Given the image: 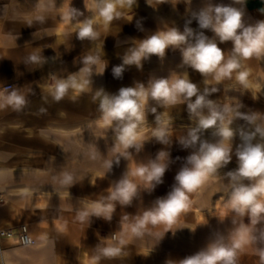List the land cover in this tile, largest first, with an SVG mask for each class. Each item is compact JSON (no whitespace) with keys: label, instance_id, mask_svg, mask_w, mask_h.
<instances>
[{"label":"crops","instance_id":"1","mask_svg":"<svg viewBox=\"0 0 264 264\" xmlns=\"http://www.w3.org/2000/svg\"><path fill=\"white\" fill-rule=\"evenodd\" d=\"M71 7L84 14L80 20L90 18L89 0H0V231L15 233L24 225L34 239L33 245L20 246L16 235H0V264L179 261L171 254L184 251L181 248H203L195 240L182 243L181 226L172 231L148 221L137 235L133 231L137 215L124 217L105 209L103 215L110 220L96 217L97 208L54 192L68 188L59 173L76 171L75 142L90 138L78 128L86 129L103 116L95 92L116 91L108 80L106 31L99 25L94 40L78 39L82 24L71 18ZM243 9L261 12L264 0H245ZM32 55L43 56L44 62H30ZM88 56L94 64L82 63ZM251 62L252 58L241 60L249 77ZM70 75L82 87L70 88L55 102L56 80ZM87 80L90 83H83ZM6 85L11 88L4 90ZM13 89L27 101L19 109L7 103ZM84 213L87 216L81 219ZM105 248L119 251L108 257Z\"/></svg>","mask_w":264,"mask_h":264},{"label":"rangeland","instance_id":"2","mask_svg":"<svg viewBox=\"0 0 264 264\" xmlns=\"http://www.w3.org/2000/svg\"><path fill=\"white\" fill-rule=\"evenodd\" d=\"M204 2L205 0H191L189 6L184 0L177 3L176 0H166L163 3L161 0H136L130 9L124 0L123 4L117 5V15L109 23L99 15L96 0H89L90 8L86 11L93 20V29L97 30L101 25V29L106 31L108 80L111 79L112 88L116 89L113 95H118L121 88L135 86L139 88L138 84L145 85L148 98L141 99L145 119L137 123L135 139L131 145L118 140L113 131L114 124L103 116L96 122L92 120L90 127L86 129L78 128L77 131L80 133H90V138L75 142L74 152L79 153L73 167L76 171L59 173V179L63 180L68 188L54 192L74 196L83 204L107 209L112 213L117 212L124 217L135 214L139 221L143 218L144 212L152 208L158 199L167 197L176 184L177 173L187 163L186 158L197 150L191 147L184 148L179 142V139L187 135L189 128L196 126V122L189 117L187 101L176 105H164L162 102L152 100L149 82L153 79L169 78L170 82H174L178 75L187 74L189 79L197 84L201 94L207 88L209 98L218 104L228 107L239 104L240 112L264 115V58L252 57L249 65L252 76L249 77L247 74L243 82L238 79L239 72H244L243 66L237 72H233L230 78L218 82L213 76L205 78L184 65L180 50L170 47L163 58L152 55L142 61L140 68L125 65L122 76L114 77L113 68L122 65L124 55L134 46V42L138 44L159 30L176 27L183 31L187 24L195 32L203 31L210 39L214 38V33L210 30H201L191 15L192 12L198 11ZM212 3L241 7L239 4H233V0H212ZM244 20L246 24L264 20V10L250 13L245 11ZM189 21L191 22L188 23ZM217 43L225 51L226 57L229 56L231 42L219 43L217 40ZM247 80L250 81L253 90L247 87ZM213 88L218 91L212 92ZM152 109H155V112ZM231 127L236 135L232 141L233 153L230 163L206 177L204 183L194 191L188 192L186 207L183 210L173 213L170 220L166 219L159 223L170 227L172 231L181 226L179 229L183 231L179 236L182 243L186 241L187 244H194L195 240L203 248L216 232L223 233L230 243L234 239L240 245L236 250V264H261L258 246L250 241L252 231L250 221L247 216H238L228 203V179L225 177L228 171L238 166L235 148L241 142L239 130L241 128L250 130L252 126L245 120L237 118L233 120ZM159 131L164 132L163 143L156 139ZM212 131L205 130L202 139L216 142L219 138L214 137ZM223 146L229 147L230 142L223 141ZM154 161L167 164V168L162 182L152 187L154 182L148 181L147 176ZM142 168L147 169L143 174L140 172ZM67 176L72 177L71 183L66 182ZM123 178L136 189V194L129 205H123L119 199L112 198L117 183ZM203 248H196L195 251L194 248H181L184 251L172 253L171 256L174 260H181Z\"/></svg>","mask_w":264,"mask_h":264},{"label":"clouds","instance_id":"3","mask_svg":"<svg viewBox=\"0 0 264 264\" xmlns=\"http://www.w3.org/2000/svg\"><path fill=\"white\" fill-rule=\"evenodd\" d=\"M166 0H161V3ZM179 0H176V3ZM191 5V0H184ZM124 0H96V8L105 22H111L117 15L118 4ZM127 6L132 9L136 0H126ZM232 5L214 4L212 0H205L203 6L192 12L201 30H210L214 38L207 37L203 31L195 32L191 27H184L180 31L176 27H168L167 30H159L142 41L134 42V46L124 55L122 65L113 68L116 78L122 76L125 65L142 67V61L152 55L163 58L168 48L179 49L182 55V63L199 72L203 77L213 76L216 81L230 78L233 72L241 68V60L252 57L264 58V20L254 23H245L243 5L245 0H233ZM84 14L71 7L70 16L78 20L80 27L77 38L80 40H94L96 33L93 29V20L79 17ZM189 21L188 23H190ZM231 42L230 55L226 57L225 51L217 43ZM32 63L42 64L43 56L32 55L29 57ZM83 64H94L93 57H85ZM91 74V69H87ZM102 73V72H101ZM247 73L239 72L238 79L243 82ZM90 76V75H89ZM243 77V79H241ZM83 83H90V80ZM150 84V97L152 100L162 102L164 105H176L187 101V110L190 119L196 122L195 127L187 131V135L179 139L184 148L197 149L190 154L187 163L177 173L176 184L166 198L158 199L154 206L144 212L143 218L138 222L133 231L139 235L140 229L150 221L152 224L171 219L173 213H177L186 207L187 193L201 186L206 177L215 174L220 168L225 167L232 159V141L236 132L231 127L234 119H243L249 125L250 130H239L240 143L235 148L237 168L228 171L225 177L228 179V203L231 209L240 217L247 216L252 226L250 241L258 246L261 264H264V115L260 113L246 114L239 111L240 105L228 107L222 106L209 98V90L206 88L201 94L196 83H193L187 74L178 75L174 82L169 78L153 79ZM135 87L121 88L118 95H109L102 89L95 92V98L99 100V110L103 117L114 124V133L119 141L131 145L135 139L137 123L145 119L142 111L141 99L147 100L148 92L145 85L138 84ZM82 87L78 84L74 75L66 79H57L53 99L60 102L70 88ZM217 92L218 89H211ZM7 103L19 109L27 101L24 96L12 90ZM155 112V109H152ZM159 117H157V120ZM212 129V135L218 137L216 142L202 139L205 130ZM156 139L164 142V132L159 131ZM229 141L230 146L224 147L223 141ZM198 146V148H197ZM112 166V165H111ZM110 166V167H111ZM167 164H159L155 161L151 165L147 179L155 184L162 182ZM147 169H140L143 174ZM66 182L71 183L72 177L67 176ZM248 181V183H245ZM136 194L135 186L127 179H121L112 195L113 199H119L121 204L129 205ZM105 209L97 208L94 215L105 217ZM87 216L84 213L83 219ZM238 231V229H237ZM240 245L233 239L229 242L225 234L216 232L209 243L193 255L179 261H166V264H236V250ZM119 249L105 248V256L112 257Z\"/></svg>","mask_w":264,"mask_h":264},{"label":"built area","instance_id":"4","mask_svg":"<svg viewBox=\"0 0 264 264\" xmlns=\"http://www.w3.org/2000/svg\"><path fill=\"white\" fill-rule=\"evenodd\" d=\"M11 88L10 85L4 86V90H9ZM1 236H6V237H12L16 235L18 243L20 246H31L34 244V239L30 236L28 233V230L26 226L21 225L18 227L17 231L14 233L12 231H0Z\"/></svg>","mask_w":264,"mask_h":264},{"label":"bare ground","instance_id":"5","mask_svg":"<svg viewBox=\"0 0 264 264\" xmlns=\"http://www.w3.org/2000/svg\"><path fill=\"white\" fill-rule=\"evenodd\" d=\"M246 85H247V87H249V88H251L252 90H253V86L251 85V83H249V82H247L246 81ZM255 86V85H254ZM235 128V127H234ZM250 129V128H249ZM239 134V133H238ZM198 217H200L199 216V214L197 215Z\"/></svg>","mask_w":264,"mask_h":264},{"label":"snow or ice","instance_id":"6","mask_svg":"<svg viewBox=\"0 0 264 264\" xmlns=\"http://www.w3.org/2000/svg\"><path fill=\"white\" fill-rule=\"evenodd\" d=\"M241 79H243V77H242ZM237 244H238V246H239V243H237Z\"/></svg>","mask_w":264,"mask_h":264}]
</instances>
